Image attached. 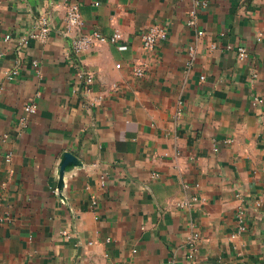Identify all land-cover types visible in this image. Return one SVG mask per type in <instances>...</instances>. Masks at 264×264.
<instances>
[{"label": "crops", "instance_id": "1", "mask_svg": "<svg viewBox=\"0 0 264 264\" xmlns=\"http://www.w3.org/2000/svg\"><path fill=\"white\" fill-rule=\"evenodd\" d=\"M0 264H264V0H0Z\"/></svg>", "mask_w": 264, "mask_h": 264}, {"label": "built area", "instance_id": "2", "mask_svg": "<svg viewBox=\"0 0 264 264\" xmlns=\"http://www.w3.org/2000/svg\"><path fill=\"white\" fill-rule=\"evenodd\" d=\"M64 14H65V31L66 33H74L75 38L72 41L73 45V51L76 54H80L82 52L87 51L90 49L94 44L96 43H101V42H112L115 43L119 41L122 36L121 33L118 31H115L112 35L110 36H105L99 31L92 30L88 31L85 33H78V31L81 29L83 26V21L81 18L80 14V9L79 6L74 3V2H69L65 3L64 5ZM191 18L188 21V24L192 25L195 23L194 19V13L191 14ZM41 26L39 29H36L33 31L30 35L29 38H39L43 39L46 34L48 33V26L47 22L45 19H41L40 21ZM166 37V31L161 28L159 25H150L148 27H145L140 31V39L142 42V45L145 49H151L155 45H157L159 42L164 40ZM121 49L125 48L124 45L119 46ZM238 55L239 57H244L245 54V49L244 48H238ZM134 72L137 75L142 74V68L140 67H135ZM14 73V72H12ZM92 81L91 76H87L85 78V83L90 84ZM35 105L34 104H25L23 109L26 112L33 113L35 112ZM238 217L242 218L243 211L241 209L238 210L237 212ZM243 229V228H241ZM196 235L193 236V241L196 240Z\"/></svg>", "mask_w": 264, "mask_h": 264}, {"label": "water", "instance_id": "3", "mask_svg": "<svg viewBox=\"0 0 264 264\" xmlns=\"http://www.w3.org/2000/svg\"><path fill=\"white\" fill-rule=\"evenodd\" d=\"M74 165H77L76 157L70 152H64L58 162L60 179H62L64 172Z\"/></svg>", "mask_w": 264, "mask_h": 264}]
</instances>
